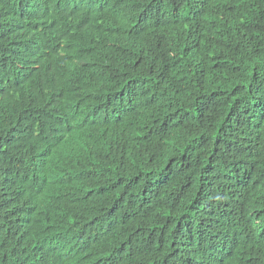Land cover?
I'll use <instances>...</instances> for the list:
<instances>
[{
  "label": "trees",
  "instance_id": "16d2710c",
  "mask_svg": "<svg viewBox=\"0 0 264 264\" xmlns=\"http://www.w3.org/2000/svg\"><path fill=\"white\" fill-rule=\"evenodd\" d=\"M0 264H264V0H0Z\"/></svg>",
  "mask_w": 264,
  "mask_h": 264
}]
</instances>
